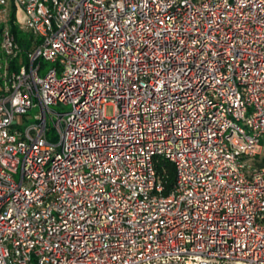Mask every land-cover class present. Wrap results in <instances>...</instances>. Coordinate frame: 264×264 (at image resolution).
I'll return each instance as SVG.
<instances>
[{
  "label": "built area",
  "instance_id": "2783aa9c",
  "mask_svg": "<svg viewBox=\"0 0 264 264\" xmlns=\"http://www.w3.org/2000/svg\"><path fill=\"white\" fill-rule=\"evenodd\" d=\"M263 138L264 0H0V264H264Z\"/></svg>",
  "mask_w": 264,
  "mask_h": 264
},
{
  "label": "rangeland",
  "instance_id": "374dc122",
  "mask_svg": "<svg viewBox=\"0 0 264 264\" xmlns=\"http://www.w3.org/2000/svg\"><path fill=\"white\" fill-rule=\"evenodd\" d=\"M25 39H28V35L26 34H23ZM26 60V59H25ZM43 67H42V70L40 71V75L42 76L46 71H48L49 69L52 68V64L50 63H46L44 62L43 63ZM50 109H51V112L52 113H55V114H61V113H66L70 110V106L69 105H58V106H50ZM114 107L112 106H107L105 109H104V114L106 117H112L113 114H114ZM38 113V110H34V111H30L28 113V120L25 121V123L23 124V126L21 127L22 129L32 123H34V115H36ZM54 115H52V119H53ZM46 128H47V138L49 141H53L55 142V138H56V131L54 129V125L53 123L51 122L50 118L47 116L46 117ZM261 144L263 145V148H264V138L261 140ZM263 163H264V151H263V155L261 157Z\"/></svg>",
  "mask_w": 264,
  "mask_h": 264
},
{
  "label": "trees",
  "instance_id": "16d2710c",
  "mask_svg": "<svg viewBox=\"0 0 264 264\" xmlns=\"http://www.w3.org/2000/svg\"><path fill=\"white\" fill-rule=\"evenodd\" d=\"M11 31L15 35L17 43L21 47H26L24 35L15 27H12ZM155 170L163 186V195H169L175 183V168L173 164L164 160H158L155 165Z\"/></svg>",
  "mask_w": 264,
  "mask_h": 264
}]
</instances>
